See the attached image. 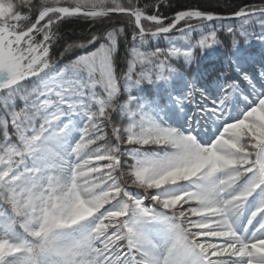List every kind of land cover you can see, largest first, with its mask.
Here are the masks:
<instances>
[{
    "label": "snow or ice",
    "instance_id": "6c2138e0",
    "mask_svg": "<svg viewBox=\"0 0 264 264\" xmlns=\"http://www.w3.org/2000/svg\"><path fill=\"white\" fill-rule=\"evenodd\" d=\"M169 7L0 0V264H264V0Z\"/></svg>",
    "mask_w": 264,
    "mask_h": 264
},
{
    "label": "trees",
    "instance_id": "16d2710c",
    "mask_svg": "<svg viewBox=\"0 0 264 264\" xmlns=\"http://www.w3.org/2000/svg\"><path fill=\"white\" fill-rule=\"evenodd\" d=\"M170 2L171 7L161 8L162 14L168 17H171L176 11L189 8H200L205 11L211 10L227 14L241 5L259 4L261 0H170ZM64 31L69 36H79L87 31V25L83 22L80 24H69ZM166 44V41L161 42V46Z\"/></svg>",
    "mask_w": 264,
    "mask_h": 264
}]
</instances>
